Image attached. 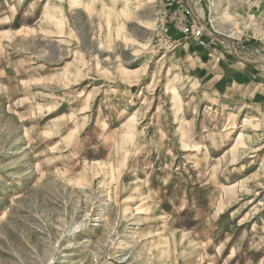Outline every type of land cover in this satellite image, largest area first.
Returning a JSON list of instances; mask_svg holds the SVG:
<instances>
[{
  "label": "rangeland",
  "instance_id": "rangeland-1",
  "mask_svg": "<svg viewBox=\"0 0 264 264\" xmlns=\"http://www.w3.org/2000/svg\"><path fill=\"white\" fill-rule=\"evenodd\" d=\"M0 264H264V0H0Z\"/></svg>",
  "mask_w": 264,
  "mask_h": 264
},
{
  "label": "built area",
  "instance_id": "built-area-1",
  "mask_svg": "<svg viewBox=\"0 0 264 264\" xmlns=\"http://www.w3.org/2000/svg\"><path fill=\"white\" fill-rule=\"evenodd\" d=\"M186 13L184 21L177 25L176 29L181 33L183 39L195 41L198 46L205 47L207 45V28L196 23L189 12ZM164 32L161 34V39L166 41L168 29L166 28Z\"/></svg>",
  "mask_w": 264,
  "mask_h": 264
},
{
  "label": "crops",
  "instance_id": "crops-1",
  "mask_svg": "<svg viewBox=\"0 0 264 264\" xmlns=\"http://www.w3.org/2000/svg\"><path fill=\"white\" fill-rule=\"evenodd\" d=\"M172 8H177V4H173V5H172ZM172 30H173L174 33L177 31V30L175 29V27H172Z\"/></svg>",
  "mask_w": 264,
  "mask_h": 264
}]
</instances>
